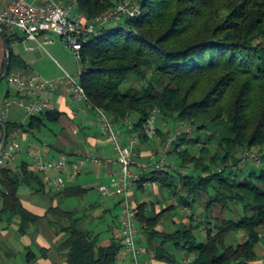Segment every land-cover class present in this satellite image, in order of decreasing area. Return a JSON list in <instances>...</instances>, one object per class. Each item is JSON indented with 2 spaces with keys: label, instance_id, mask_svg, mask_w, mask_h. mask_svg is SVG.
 Instances as JSON below:
<instances>
[{
  "label": "trees",
  "instance_id": "obj_1",
  "mask_svg": "<svg viewBox=\"0 0 264 264\" xmlns=\"http://www.w3.org/2000/svg\"><path fill=\"white\" fill-rule=\"evenodd\" d=\"M78 1V11L93 23L127 0ZM138 3L141 14L99 28L80 61L87 95L116 127L126 126L146 143L147 122L158 114L169 126H158L159 135L175 133L164 144H170L167 167L138 182H154L179 205L165 203L157 212L158 203L139 204L147 253L160 264H264L258 250L264 229V0ZM60 117L56 110L32 116L29 128L41 139ZM186 125L191 130L172 141ZM255 147L259 165L245 157ZM31 167L0 168V226L18 221L20 235L41 220L25 207L21 189L50 190ZM66 187L56 191L61 201L47 212L57 218L47 222L63 237L65 261L119 264L122 219L96 230L86 222L90 208L81 214L63 206L65 198H82L88 190ZM180 208L191 212L189 223L177 221ZM109 213L96 219L107 221Z\"/></svg>",
  "mask_w": 264,
  "mask_h": 264
},
{
  "label": "crops",
  "instance_id": "obj_2",
  "mask_svg": "<svg viewBox=\"0 0 264 264\" xmlns=\"http://www.w3.org/2000/svg\"><path fill=\"white\" fill-rule=\"evenodd\" d=\"M12 1L0 0V8L7 7ZM28 1L33 4L42 3V0ZM46 37L52 38L54 43L46 44ZM59 38L61 37L50 33L41 34L38 40H31L20 30H10L0 26V83L5 79L8 80V75H14L16 77L39 75L43 79L56 80L63 78L65 73H77L78 67L73 66L66 50L62 45L57 44ZM48 56L54 59L55 62L51 60L49 62ZM58 57L62 59L64 65H61L57 59ZM13 59H15V64L11 68ZM47 61L49 63L48 65ZM8 63V73L4 78ZM78 72H80V68ZM10 86L5 90L4 88H0L1 111L6 108L7 98L18 95L16 86ZM49 95L53 100L54 110L61 113L58 122L60 129L54 126L56 124L51 125L50 129L46 130L43 134H39L41 135V139H37L29 128L31 117L27 116L17 106H11L9 108L5 122H2L0 119V145L4 140L7 143L11 139H16L25 149L24 153L9 167L18 171L23 162L32 164L33 161L28 154V148L33 143L38 145L44 144L45 153L50 158H58L60 155L65 154L71 161H77L82 154L87 152H93L103 159L110 158L112 159L111 163L102 162L95 164L89 162L86 170L76 180L69 181L66 188L79 186L84 190H88L82 198H79V200L84 201L82 203L85 204L84 207L95 210L99 216H102L104 213L107 214L108 212L112 214V211L116 206L120 205V201L123 199L120 197L105 196L104 198H112L110 199L111 201L105 203L100 202L101 200L93 202L90 198L89 191L95 181L104 180V183L101 184L111 186L115 176L120 172V165L114 160L117 154L116 156L113 154L115 152L113 144L102 133L96 113L90 111L84 102H75L64 88H59ZM19 127H22L21 135L17 134ZM127 129L124 125L117 126V130L120 132L124 142H128L133 136V134L130 135L127 133ZM148 144L149 142L142 143L138 147L136 153L137 161L151 165L160 163L163 159V151L157 155H151L152 152L150 153V150L146 148ZM133 170L139 173L141 180L142 176L151 171V169L139 170L136 167ZM146 182H149L150 185L146 187L143 183H141L142 185L137 184L136 192L134 191L132 194L134 195V200L131 197V201L136 207L138 204L161 201L159 196L162 187L151 181ZM22 189H24V192H22ZM22 189L20 196L25 207L38 215L41 220L38 224L31 225L26 235H20L18 233V221H15L9 226L5 224L0 226V264H68L59 252V245L63 237L62 235H57L50 228L47 218H45L48 209L58 206L61 198L56 196V190L52 188L46 191H38L31 187H23ZM143 190H145V193H143ZM147 190L150 193H147ZM75 200H77V197H67L64 199L63 206L68 210L78 208L76 202L74 203ZM164 204L161 206H165ZM183 221L186 222L187 220ZM145 241L144 235L141 234L138 239L139 247L142 250L141 263L160 264L154 261L147 253ZM119 264L133 263L127 258L120 261Z\"/></svg>",
  "mask_w": 264,
  "mask_h": 264
},
{
  "label": "built area",
  "instance_id": "obj_3",
  "mask_svg": "<svg viewBox=\"0 0 264 264\" xmlns=\"http://www.w3.org/2000/svg\"><path fill=\"white\" fill-rule=\"evenodd\" d=\"M78 4V0L71 2L42 0L41 4H33L28 0H13L7 7L0 8V26L10 30H20L31 40H38L41 34H56L72 48L77 58L81 60L85 44L89 42L99 28L113 21H120L125 17L135 18L141 14L139 5L120 4L116 8L99 15L93 23H89L85 15L78 11ZM45 43L52 44L54 40L46 37ZM82 73L83 69L76 75L65 73L63 78L56 80L43 79L39 75L8 76L10 85H14L18 89V95L7 98L6 108L0 110V119L2 122L6 121L7 111L11 106L21 108L29 117L53 111L54 103L49 94L59 88H64L75 102H84L90 111H94L102 133L114 146L117 154L114 160L120 165V172L115 176L113 184L99 187L103 196L123 199L122 229L118 233V238L123 244L120 259L128 258L133 264H150L140 261L142 250L139 247L138 239L142 233V227L138 221V209L131 201V197L141 177L133 168L162 170L165 167L170 144L167 145L163 153L162 161L157 165L137 161L136 153L142 141L137 136L132 137L128 142L123 141L114 121L104 110L95 108L92 104L81 82ZM155 129L154 121L149 120L146 132L150 139L153 138ZM21 132L22 127H19L17 134L21 135ZM181 133V129L178 130L172 141L176 140ZM44 148V144L33 143L29 146L28 154L33 161L32 169L41 173L45 183L56 191L65 188L69 181L76 180L86 170L89 162L95 164L112 162V159L100 158L93 152L82 154L77 161H71L65 154L58 158H50L45 153ZM24 151L25 149L16 139H11L3 147L0 145V168L12 166ZM252 159L257 165L260 164L258 156ZM143 185L147 187L150 183L145 182Z\"/></svg>",
  "mask_w": 264,
  "mask_h": 264
},
{
  "label": "rangeland",
  "instance_id": "obj_4",
  "mask_svg": "<svg viewBox=\"0 0 264 264\" xmlns=\"http://www.w3.org/2000/svg\"><path fill=\"white\" fill-rule=\"evenodd\" d=\"M66 1V0H65ZM120 4H132V5H139L140 6V4L138 3V0H127L126 2H124V3H120ZM119 4V5H120ZM140 8H141V6H140ZM109 24V23H108ZM57 44L58 45H62V47L66 50V53L68 54V56H69V58H70V60L72 61V64H73V66H75L76 68L78 67V70H79V68H80V70L81 69H83V65H82V63H81V61L77 58V56H76V54H75V52L72 50V48L67 44V43H65L64 41H62V39L61 38H59L58 40H57ZM47 58H49L48 59V61L49 62H55V60L54 59H51V57L50 56H48ZM59 61H60V63H61V65H64L63 64V62H62V59L61 58H57ZM51 60V61H50ZM48 61H47V65L49 64L48 63ZM51 66V65H50ZM78 70H77V73L76 72H73L72 73V75H75V73L76 74H78ZM10 86V83H9V81L8 80H3L1 83H0V88L1 89H3L4 88V90L6 89V88H8ZM10 87H13L12 85L10 86ZM152 120L154 121V123H155V126H156V129H155V134H154V136H153V138L152 139H150L149 141H147V142H149V144L146 146V148H148V150H150V153H151V155L153 154V155H157V154H159V153H161L162 151H163V153H164V151H165V149H166V147H165V145L167 144H165V142H170V140H171V138L174 136V134L173 135H171L170 137H167L166 138V136H163V135H159V133H158V126H159V124H160V127L161 128H163L164 130H167L168 129V124H167V122L164 120V119H162V118H160V116L158 115V114H156V115H153V118H152ZM57 129L60 127L59 126V124H56V125H54ZM54 128V127H53ZM60 129V128H59ZM181 129V132H183V130H191V127L190 126H188V125H186V126H183V127H178V129L177 130H180ZM58 132V131H57ZM165 144V145H164ZM142 145V144H141ZM164 146V147H163ZM260 152H261V149L260 148H258V147H255V148H253V149H251V151H250V153H251V155H247L246 154V159H247V162L249 161V162H253L254 161V159H252L253 157H255V156H258L259 154H260ZM115 156H116V153L114 152L113 153ZM150 155V156H151ZM149 156V157H150ZM138 158H140V157H138ZM144 158V157H143ZM151 158V157H150ZM160 158H161V156H160ZM141 159V158H140ZM149 159V158H148ZM251 159V160H250ZM145 162H150V161H145ZM167 162H168V156H166V160H165V166L167 167ZM155 165H157V164H155ZM101 181H103V182H101ZM101 181H95V183L93 184V187L92 188H90V191H89V195H90V198L93 200V202H98V201H100V202H103V203H105V202H107V201H111L110 199H112V198H104L105 196H103L101 193H100V191H99V187L100 186H102L103 184H101V183H104V180H101ZM100 185V186H99ZM99 186V187H98ZM161 187V186H160ZM24 189H22V192H24L23 191ZM144 192L143 193H145V190H143ZM135 192H136V190H135ZM134 193V192H133ZM147 193H150V191H148L147 190ZM163 193V194H162ZM160 200L161 201H159V202H155V203H158L157 205H160V206H157L156 205V207L154 208L155 209V211H157V212H161L162 211V209H163V206H161L163 203H173V204H176V205H178V202L173 198V197H168L167 196V193H165L164 191H161V193H160ZM132 198H133V200H134V195H132ZM76 202V205L78 206V208L80 209V213L81 214H85L86 213V207H84L85 206V204H82V203H84V201H82V200H79V198H77V200H75L74 201V203ZM81 202V203H80ZM78 203H80V204H78ZM139 203V202H138ZM137 203V204H138ZM67 206H68V204H67ZM138 206H139V204L137 205V209H138ZM179 206V205H178ZM50 207V206H49ZM91 209V208H90ZM88 210V214L86 215V217H87V220H86V222H91L92 221V223H91V226L93 227V228H95L96 230H99V227H101V226H104V225H108V224H111V225H113V222H114V220L116 221V222H119L120 221V219H122V215H123V205H122V203L120 204V205H118V206H116L115 207V209L112 211V214H109V219H107V221H101V220H97L96 218H99L100 216H99V214L95 211V210ZM237 209V208H236ZM220 209L217 211V213H218V215H219V213H220ZM234 213H236V210H234ZM178 215H177V217H176V219H177V221L178 222H183V223H189V218H188V216H191L192 214H191V212L189 211V210H187V209H183V208H180L179 209V212L177 213ZM225 215H227V217H229V218H233V219H237L238 217L236 216V215H231L230 213H226L225 212ZM225 215H223V216H225ZM121 216V217H120ZM45 218H50L51 220H53V221H56V217L55 216H53V215H48L47 217H45ZM139 220V219H138ZM183 220H187L186 222H184ZM6 225V224H5ZM98 227V228H97ZM145 228H146V226H144ZM163 228V227H162ZM240 239L241 240H243V238L245 237L244 236V233H240ZM260 237L262 238V241H261V244L259 245V247H258V250H259V254L260 255H264V229L263 230H261V233H260ZM145 238V237H144Z\"/></svg>",
  "mask_w": 264,
  "mask_h": 264
},
{
  "label": "water",
  "instance_id": "obj_5",
  "mask_svg": "<svg viewBox=\"0 0 264 264\" xmlns=\"http://www.w3.org/2000/svg\"><path fill=\"white\" fill-rule=\"evenodd\" d=\"M8 69H9V63H8V68H7V70H6V73H5L4 78L6 77V75H7V73H8ZM5 143H6V140H4V141L2 142L1 146L3 147V146L5 145Z\"/></svg>",
  "mask_w": 264,
  "mask_h": 264
}]
</instances>
